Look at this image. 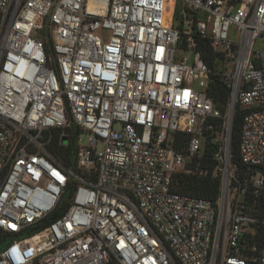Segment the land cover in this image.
I'll use <instances>...</instances> for the list:
<instances>
[{"label":"built area","instance_id":"built-area-1","mask_svg":"<svg viewBox=\"0 0 264 264\" xmlns=\"http://www.w3.org/2000/svg\"><path fill=\"white\" fill-rule=\"evenodd\" d=\"M174 1L0 0V264H264V0ZM215 120L214 203L176 181Z\"/></svg>","mask_w":264,"mask_h":264},{"label":"trees","instance_id":"trees-1","mask_svg":"<svg viewBox=\"0 0 264 264\" xmlns=\"http://www.w3.org/2000/svg\"><path fill=\"white\" fill-rule=\"evenodd\" d=\"M178 15V10L176 11V16ZM49 35V34H48ZM46 41V47L48 51H51L52 41L51 38L44 39ZM198 48L202 52V57L206 63L213 66L214 56L209 44L205 40L198 41ZM211 96L213 97L215 107L222 113L226 115L229 109V98L230 90L229 88L217 77H214L210 86ZM243 114L241 111L236 109L233 125H232V161L238 168V170L243 169L239 157V144H240V133L242 126ZM216 128L213 131H209L206 134V142L202 151L200 166L202 168L208 169L207 176L204 177H189V176H177L176 188L180 193L190 195L193 197L203 198L211 202H217L220 197L221 191V178L217 173V162L214 160V154L217 150V145L213 143V139L220 130L221 120H215ZM81 130L77 126H73L69 130V139L66 144L61 141V131L58 132L55 138L53 148L51 149L54 156L59 162L62 163L67 168H70L74 164L75 154H76V143ZM178 136V135H177ZM180 136H186L181 134ZM182 145V140L177 143V147ZM58 215L56 214V217Z\"/></svg>","mask_w":264,"mask_h":264},{"label":"rangeland","instance_id":"rangeland-1","mask_svg":"<svg viewBox=\"0 0 264 264\" xmlns=\"http://www.w3.org/2000/svg\"><path fill=\"white\" fill-rule=\"evenodd\" d=\"M175 1L172 0V3H174ZM176 3V10H178V14L180 13V10L183 6V3L181 1L175 2ZM88 140V134L87 133H83L80 137V144L84 145L87 143ZM6 246V243H3L0 246V251L4 249V247Z\"/></svg>","mask_w":264,"mask_h":264},{"label":"water","instance_id":"water-1","mask_svg":"<svg viewBox=\"0 0 264 264\" xmlns=\"http://www.w3.org/2000/svg\"><path fill=\"white\" fill-rule=\"evenodd\" d=\"M68 142V138L67 137H64L63 140H62V143L63 144H66Z\"/></svg>","mask_w":264,"mask_h":264}]
</instances>
